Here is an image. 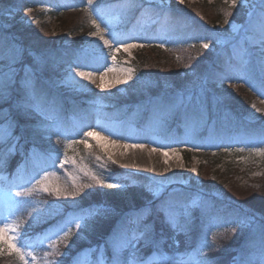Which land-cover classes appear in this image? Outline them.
<instances>
[{"label": "rangeland", "instance_id": "374dc122", "mask_svg": "<svg viewBox=\"0 0 264 264\" xmlns=\"http://www.w3.org/2000/svg\"><path fill=\"white\" fill-rule=\"evenodd\" d=\"M171 2L178 3L176 0H94V5L104 10V16L103 21L95 14L92 18L97 20L101 29L106 27L109 29L108 32L102 34L104 39L112 44V50L116 46L117 38L123 43L143 45V47L130 48L128 51L121 48L115 53V60L112 59V50L105 46L103 41L89 35L97 29L90 22L87 0H0V39L6 37L9 42L15 40L23 48H28L27 50L79 43L75 47L71 62L64 66L54 61V57L48 53H44L43 56L32 53L31 59L26 61V65L33 68V75L39 73L42 68H48L50 75L45 78L46 82L61 93L78 95V93L89 94L92 91L110 92L114 90L125 94L132 83L134 88H147L155 82L168 84L174 80L173 74L181 72L182 77L185 70L197 74L189 78L190 83L186 87L178 90L176 96L181 102L199 108L198 98L193 95L196 92L199 100L202 101L200 96L206 95L208 93L206 90H210L216 95H224L227 99L238 100L240 104L246 106L250 114L264 116V94L252 95L243 84L244 80L241 79L244 77L250 80L249 78L257 74L259 79L264 80V31L261 27V19L264 17V0H243L242 3L238 2V6L234 9L229 8L225 0H184L182 5L194 15L195 22L204 23L209 27L208 36L194 37L198 40L197 46L186 42L183 33L176 32L177 29L173 28L175 25L169 24L170 19L166 12L155 13L153 7L167 6ZM178 4L181 5V3ZM217 8H219L218 11ZM225 12L232 13L228 17L231 23L227 25L224 24ZM233 25H236L239 30H234ZM152 26H155L154 32L150 30ZM174 31L178 35H175ZM147 36H150L151 42L155 44L144 43L143 40ZM190 37L193 38V36ZM46 39L47 41L44 42ZM182 40L185 43L179 44ZM202 40L210 44L208 49L201 48ZM23 41H27L26 45L22 43ZM168 43L171 46H167ZM161 44L165 47H160ZM8 49L9 46L0 47V50L4 52ZM227 51L241 64L236 69L234 77H228L230 75L227 73V76L215 77L217 75L212 74L199 79L198 75L205 63V57L213 53L224 54ZM34 57L39 58L38 64L33 62ZM82 64L90 66L80 67ZM10 66L15 69L16 74L22 69L21 64L11 65V62L5 59L4 63H0V81L7 79ZM78 67L80 70L93 71L98 74L96 78H93L95 83L88 80H83L82 83L72 82L70 77ZM107 68L114 70L106 71ZM129 69L133 70L132 79L126 84H114L117 78L124 79ZM135 69L139 71L138 75ZM102 73L108 85L104 90L98 87ZM75 81H81V78L76 76ZM83 82L91 85L83 86ZM23 94V97L13 101L15 105L32 103L27 90L24 89ZM35 95L39 103H43V95L36 93ZM83 97L86 96H81ZM86 103L88 105H78L76 109H69L63 115H57L58 117H56L52 101L40 105L43 114L31 108L28 109L27 121L42 132L43 138H53L45 141L48 144L44 149L45 152L35 146L41 154L29 157L28 153L32 147L24 150L18 145L15 153H9V146L4 147L3 144L1 147L6 155L22 156L23 162L28 160L33 162L35 158L38 159L46 154L51 158L46 166L42 165L43 161L46 164V158L41 159V164L34 165L37 170L28 183L13 187H0V220H4L10 213L19 214L18 220H21L20 217L25 218L24 215H26L28 219L23 221L21 231L25 232L27 237L32 235L35 224L53 217L48 215L43 205H40V215L35 219L29 215V211L37 207L39 202L46 201L53 204L59 213L66 204L76 203L70 199L57 198L41 191L33 192L28 196L15 195L18 191L31 189L39 176L43 175V171H55L61 184L70 185L69 174H71L77 178L78 182L92 185L94 181L80 171L81 168H85L109 183L123 186L113 189L99 185L101 188L124 192L126 176L117 177L108 173L109 171L105 172L104 169L101 171L95 167L86 166L77 143L82 144L85 149L94 147L109 161L126 171L145 177L148 191L149 188L155 189L163 186L165 193V191L180 189V186L192 182L194 183L192 185L196 187H199L200 181L212 182L213 185L220 182L223 192H229L234 197H239L241 201L243 199L246 206L251 204L264 207V202H262L264 200V156L251 151L253 148H264V138L248 139L240 143L234 141L233 135H228L217 144L213 142V145L211 144L214 139H208L204 147L197 145L199 142L189 131H184L180 136L176 133L177 135L174 136L168 135L167 131L162 129L163 121H160L162 120L160 116L170 115V111L159 113L160 120L148 123V121L141 122L144 110H129V114L127 112L119 117L103 116L97 106H105L107 103L100 102L98 98H92ZM200 107L203 114L204 108ZM93 129L100 133V136L86 138L87 145L81 143L80 141L85 139L83 133ZM122 135L124 136L121 137ZM101 137H108L107 141H110L112 145L108 147ZM71 141H76V143L68 147V142ZM125 144L129 147H124ZM131 145H144V147H131ZM164 151L168 152L167 156L164 155ZM65 153L70 160L74 158L76 163L69 162L65 168L60 169L58 165L60 160L64 159ZM38 160L41 161L40 158ZM79 197H76L75 201ZM210 198V195L199 192L184 203V205H191L193 201H199L198 206L190 207L189 211L190 213L196 212L195 215L198 216L200 222L207 227L202 243L206 242L209 247L204 249L212 248L222 251L232 248L228 256L232 264L234 258L236 264H264V246L256 247L249 253L235 250L234 244L246 227L240 228L235 224L223 223L236 220V218L211 216L213 204ZM150 218L149 223L153 220V217ZM215 224H219L220 227H213ZM231 227H237V231L235 233L225 232L226 228ZM27 230L32 231L27 234ZM213 233L217 234L215 242L212 240ZM166 238L164 237V242H167ZM39 242L40 240L33 245H36L34 249L38 246L41 248L40 251H35V254L39 264H43L44 252L51 253L52 250L47 247V240L43 241V246H40ZM62 248L64 245L59 246L60 252ZM137 249L135 254L141 259L149 256L147 259L149 264L152 262L159 264L161 256L167 258L168 264H191L188 254L194 252L191 247L179 245L177 241H174V249L163 243L159 246V251L156 250L155 253L150 254V246L140 240ZM129 251H131L130 256L125 258L126 260L123 258L121 260L132 259L134 250L129 249ZM9 257L5 253L0 257V264H7ZM48 259L49 261H60V257L52 254Z\"/></svg>", "mask_w": 264, "mask_h": 264}, {"label": "trees", "instance_id": "16d2710c", "mask_svg": "<svg viewBox=\"0 0 264 264\" xmlns=\"http://www.w3.org/2000/svg\"><path fill=\"white\" fill-rule=\"evenodd\" d=\"M133 7L135 6L133 5ZM219 8H217V11ZM153 9H155V13L157 14L163 11L166 12L170 19L169 24H174L175 26L173 28L177 29L176 32L179 33L180 31L183 33V35H185L183 38L186 39L188 43L197 46L198 40L194 37H198L199 35L208 36L210 34L209 27L204 23L195 22V18H193L194 15L186 10L185 6L182 4L179 5L178 3L171 2L167 6L153 7ZM154 28L155 26H152L150 30L154 32ZM176 32L174 31V33ZM166 33H168V31H166ZM178 33L175 35H178ZM190 36H193V38ZM145 39L143 40L144 43L155 44L151 42L150 36H147ZM46 41L47 39L44 42ZM26 42L27 41H23L22 43L25 44ZM182 43L185 42L183 40L179 41V44ZM75 44L76 45L69 44L64 46H51L48 48H34L33 50H27L28 48H26V50L28 53H31V55L35 53L39 54L38 56H43L44 53H48L54 57V61L64 66L71 62L75 47H77L79 43ZM0 46L4 48L8 47L9 39L6 37L0 39ZM167 46H171V44L168 43ZM62 48L64 49L62 50ZM31 55L26 54L24 56L25 62H23V64H27L26 61L31 59ZM205 58V63L198 75L199 79L212 74L217 75L215 77H221L227 73L230 75L228 77H234L236 69L241 66L240 62L230 55L229 51L224 54L213 53ZM0 63H4V60H0ZM136 72L138 75L139 71L135 69V73ZM47 73L48 68H42L39 73L32 75L34 92L37 95H43V103L52 101L56 117H58L57 115H63L69 109H76L78 105H88L86 102L92 98H98L100 102L107 103L105 106H97V108H100L98 111H100L103 116L119 117L125 115L127 112V114H129V110H144L141 122L148 121V123H150L159 119V113L170 111V115L160 116L162 120H159L163 121L162 129H165L168 135L174 136L178 133V136H180L183 135L184 131H189V133L193 135V138L200 143L196 144L203 145L204 147L208 139H214L211 144L213 145V142L217 144L228 135H233L234 141L240 143L244 140L248 141V139L264 138V116H261L262 114H250L246 106L240 104L236 99L230 100L224 95L220 94L221 96H219L210 90H206L208 93H206V95L203 94L204 96L201 95L202 101H200L199 96H197L195 92L193 96L198 98L199 105L204 108L203 114L202 110L199 109L201 108L200 106L197 108L192 104H186L178 100L176 96L178 90L186 87L190 83L189 78L196 76L197 73L184 70L182 77L181 72L179 74H173L174 80L168 84L155 82V84L147 88H134L131 82L132 84L125 94L112 90L110 92L92 91L89 94L78 93V95L58 92L53 86L46 82L45 78L50 75ZM23 78L24 72L19 70L15 75V83L10 89L11 97L0 101V128H7L11 122L15 121L18 126L15 128L14 135L22 137L19 141V145L22 146L24 150L35 145L43 151L46 145H48L45 141L53 138H43L41 131L34 128V126L17 113L13 102L16 98L23 97L24 95V87L21 83ZM241 79L244 80L243 84L252 95L264 94V80L259 79L257 74L253 78H249L250 80L244 77H241ZM83 95L86 97L81 98ZM43 103L40 102L39 104L41 105ZM3 144L5 145L4 147H10L12 140H8L7 142L0 140V187H13L28 183L37 170L34 165L41 164L42 158H46V164L44 161L42 162L44 166L51 160L48 154L45 153L46 155L39 157L41 160L40 162L38 160L39 158H35V160H32L33 162L29 160L23 162L22 156L14 157L4 154L1 148ZM77 145L81 150V157L85 161L86 166L89 168L95 167L100 170L104 169L105 172L109 171L108 173L117 177L126 176L124 182L126 186L122 193L112 189H103L98 184L92 182L93 188L85 190L87 194L82 193L79 199L75 201L76 203L72 205L66 204L59 215L35 224V230H31L32 235L29 237L31 238L32 244L41 240L42 234L48 232L68 213L95 205H102L105 209L104 212L89 222V226L82 231L81 236L74 234L71 237L70 246L67 248L64 246V248H62V253H66V255L60 257V264H72L73 257H75L77 253H80L82 249H88L90 247L95 248L98 245L103 246L104 264H112V247L110 244H106V241L112 237L113 230L120 225L122 219L128 218L125 220L123 228L128 236H132L142 230V225L135 219V214L141 208L157 204L161 199H167L169 197L173 198L175 202L184 205L191 196L199 192H204L211 196L210 202L213 204L211 216L217 218L232 217L236 219L242 218L245 214L255 216L254 224L244 228L243 233L234 244L235 250L242 253H249L256 247L264 246L261 233V226L264 225V207L251 204L250 206H246L243 199L241 201L239 197H234L233 194L229 192H223L220 182L214 184L216 186H214L212 182L205 183L203 181H200L199 187L192 185L194 184L193 182L184 186L179 185L180 189H174L169 192L165 191V193H161L159 199H157L148 191L145 184L147 181L145 177L140 174L126 171L112 161H109L94 147L85 149L82 144L77 143ZM97 157H99V159H97ZM262 202H264V200ZM195 213L196 212H191L190 224L186 231L173 232L165 228L163 236L167 237L165 239L167 242L163 243L174 249V241H177L179 245L181 244L185 247L189 246L195 251L202 244L204 232L207 228L204 223L200 222ZM10 215L13 219L18 220L19 214L10 213L8 216ZM24 217L25 218L20 217L21 221H26V219H28L26 215H24ZM150 219L151 218L148 217L146 222L149 223ZM181 223H183V221H181ZM158 225L157 230L160 229ZM31 231L27 230V234L31 233ZM163 243L161 245H163ZM149 246L150 254L155 253L156 250L159 251V248L157 249L152 245ZM129 249L124 250L121 254V259L130 256L131 251H129ZM40 250L41 248L39 246L34 249L36 252ZM232 250V248H228L222 250V252L207 248L200 253V256L207 258L211 264H232L231 258L228 257ZM97 255H99V252L93 255V260H95ZM9 258L7 264H21L15 255ZM148 258L149 256L142 259L147 260ZM84 264H87V262L84 261ZM150 264L155 263L152 262Z\"/></svg>", "mask_w": 264, "mask_h": 264}, {"label": "snow or ice", "instance_id": "6c2138e0", "mask_svg": "<svg viewBox=\"0 0 264 264\" xmlns=\"http://www.w3.org/2000/svg\"><path fill=\"white\" fill-rule=\"evenodd\" d=\"M178 3H183L184 0H176ZM238 2L242 3L243 0H225V3L228 4L229 8H236L238 6ZM87 10L91 24L97 29L96 32L89 33L90 36L98 37L99 40L103 41L105 46H108L110 50H112V44H110L109 40L104 39L103 32H108L109 29L106 27L105 29L100 28V24L97 23L96 19H93V15H97L103 21L104 10L102 8L96 7L94 5V0H87ZM231 12L224 13V24H230V20L228 19L231 16ZM261 27L262 31H264V17L261 19ZM234 30H239L236 25H233ZM115 36L114 33H112ZM115 48L112 50V59L115 60V53L118 52L121 48L125 51L133 47H143V45H137L135 43H123L118 38L115 40ZM160 47H165V45L161 44ZM2 47V46H0ZM210 44L208 42L201 41V48L208 49ZM31 53H28L25 48L19 45L15 40L9 42V49L7 52L0 50V60H9L11 65L22 64V71L24 72V78L21 81L25 90H27L28 97L32 101L31 104H16L15 108L17 113L27 120L29 118L28 109L31 108L33 111L43 114L40 109L39 99L36 97L33 86V68L30 65L23 64L24 56ZM33 62L38 64L39 58L34 57ZM88 64H82L80 67H89ZM113 68H107L106 71H113ZM93 71H83L78 67L77 70L72 74L70 80L75 83H82L83 80L91 81L95 83ZM15 69L10 66L9 73L7 74V79L5 81H0V101L9 99L11 97V91L13 84L15 83ZM79 76L81 81H75V77ZM133 70H128V75L124 79L117 78L114 84H126L129 80L132 79ZM101 83L98 87L101 90H104L108 85L105 83V75L104 73L100 76ZM114 86V85H113ZM17 123L15 121L11 122L7 128H0V140L7 142L8 140H12V144L9 147V153H15L17 147L19 145V141L22 138L21 136L14 135L15 128L17 127ZM85 139L81 140V143L87 145L88 137L100 136V133L96 132L94 129L90 131H86L83 133ZM102 139H108V137H101ZM76 143V141L68 142V147L71 144ZM115 143V141H113ZM124 147H129V145L125 144ZM131 147H140L143 148L144 145H131ZM156 151L157 149H152ZM243 151V149H241ZM252 152L264 156V148H253ZM39 152V149L33 145V147L29 150L28 156L35 157ZM164 155L167 156L168 152L164 151ZM58 158V157H57ZM99 159V157H97ZM69 162L75 164V159H69L67 154L65 153L64 159L60 160L58 167L60 169L65 168V165ZM55 167V162L54 165ZM80 171L84 172L86 177H89L96 184L101 187L119 189L122 188V185L109 183L107 180L102 179L98 175H96L91 170H86L85 168H81ZM195 171V169L193 170ZM71 184L68 183L61 184L59 183L57 173L55 171L48 172L43 171V175L39 176V179L35 181V184L31 189H26L24 191H18L15 193L16 196H28L33 192L41 191L47 193L51 196L61 198L63 197L65 200H72L75 202L76 197L80 196L82 193H85L86 189H90L92 187L91 184L85 182H78L75 176H71ZM152 196L154 198L159 199L161 193L164 191L163 186H159L155 189L149 188ZM199 201H193L191 205H183L174 201L173 198L169 197L167 199H161L159 203L154 205H149L144 208H141L136 214L135 219L142 225V230H140L137 234H133L132 236H128L126 231L123 228L125 220L128 218H124L121 220L120 225L117 226L116 229L113 230V235L110 237L106 244H110L112 247L113 255H112V264H149V261L141 259L135 253L138 251L137 244L140 240H143L145 244L152 245L157 249L164 242L163 232L165 228L176 232V231H186L188 225L190 224V216L191 213L189 211L190 207L198 206ZM40 205L44 206V210L47 211L49 216L59 215V211L46 201L39 202L38 206L31 209L29 211V215L34 219L40 215ZM105 209L102 205L90 206L88 208H82L77 211L68 213L61 219L57 224H55L48 232L42 234V238L39 242L40 246H43V241L47 240V247L51 249V253L44 252L43 256V264H60L59 260L49 261L48 257L50 254L55 255L57 257H61L66 255V253H62L59 251V246L64 245L66 248L70 246L71 237L75 234L77 236H81L82 231L89 226V222L93 220L96 216L100 215L104 212ZM148 217H153L151 223H147ZM157 221L160 224L159 232H157ZM183 221V223H181ZM255 222V216H249L245 214L242 218H238L233 221H224V224H235L240 228L250 227ZM213 227H220L219 224L213 225ZM23 228V221L13 219L10 216L5 217L4 220H0V257L4 256L7 253L9 256L15 255L16 258L21 262V264H39L38 257L35 254L34 247L31 243V238L26 236V233L21 231ZM237 231V227L226 228L225 232L235 233ZM262 233V242H264V225L261 226ZM216 233H213L212 240L215 242ZM209 247V245L205 242L202 243L193 253L188 254L191 259V264H211V262L205 258L201 257L200 253L204 250V248ZM133 249V257L129 261H122L121 254L125 249ZM99 252V255L95 257L93 260V255ZM30 258V259H29ZM104 255H103V246H96L95 248L82 249L80 253H77L75 257H73L72 264H84V261L87 264H104ZM159 264H168V260L166 257L161 256L159 260ZM233 264H236L235 258Z\"/></svg>", "mask_w": 264, "mask_h": 264}, {"label": "bare ground", "instance_id": "6f19581e", "mask_svg": "<svg viewBox=\"0 0 264 264\" xmlns=\"http://www.w3.org/2000/svg\"><path fill=\"white\" fill-rule=\"evenodd\" d=\"M98 76V74H94V77L93 78H96ZM106 82V81H105ZM83 86H89V85H91L90 83H86V82H83V84H82ZM124 135H122L121 137H123ZM105 140V139H104ZM105 144L106 145H108V147H110L112 144H111V142L110 141H107V139L105 140ZM104 144V145H105Z\"/></svg>", "mask_w": 264, "mask_h": 264}]
</instances>
